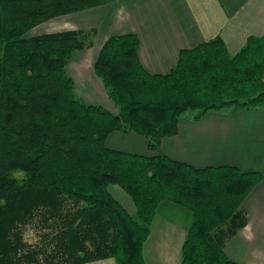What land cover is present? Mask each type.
Instances as JSON below:
<instances>
[{
    "label": "trees",
    "instance_id": "16d2710c",
    "mask_svg": "<svg viewBox=\"0 0 264 264\" xmlns=\"http://www.w3.org/2000/svg\"><path fill=\"white\" fill-rule=\"evenodd\" d=\"M111 1L0 0V264H144L143 243L162 203L191 217L181 264H239L223 248L247 224L241 203L261 174L194 168L110 149L105 140L135 133L154 151L188 110L198 121L209 111L264 105V34L247 37L233 55L220 37L182 49L166 74L142 67L134 34L110 36L93 72L113 115L82 101L67 73L72 54L93 45V29L26 36L51 18ZM110 185L132 200L134 215Z\"/></svg>",
    "mask_w": 264,
    "mask_h": 264
},
{
    "label": "crops",
    "instance_id": "0c3cea01",
    "mask_svg": "<svg viewBox=\"0 0 264 264\" xmlns=\"http://www.w3.org/2000/svg\"><path fill=\"white\" fill-rule=\"evenodd\" d=\"M96 32L93 45L74 52L67 64L78 97L113 115L118 110L108 98L93 64L103 43L113 35L134 34L138 57L150 74H166L177 63L179 51L220 37L235 54L249 36L264 34V0H112L58 17L33 27L27 37L53 32ZM179 118L177 134L165 137L150 151L147 140L135 133H110L105 145L130 154L161 155L194 168L229 166L261 174L260 182L241 203L247 224L226 242L223 251L239 264H264V105L254 109L209 111L197 122ZM163 203L160 207H173Z\"/></svg>",
    "mask_w": 264,
    "mask_h": 264
},
{
    "label": "rangeland",
    "instance_id": "374dc122",
    "mask_svg": "<svg viewBox=\"0 0 264 264\" xmlns=\"http://www.w3.org/2000/svg\"><path fill=\"white\" fill-rule=\"evenodd\" d=\"M222 110L233 109L228 108ZM183 114L185 116H194V112L190 110ZM191 121L197 122L192 117ZM14 176L19 178L21 177V174L15 173ZM108 190L130 215H134L135 206L133 205L132 200L118 186L110 185L108 186ZM190 223L191 217L189 213L180 207L175 205L168 208L160 207L151 222L149 235L143 243L142 254L144 264H181L180 248L184 240L187 227ZM24 237L28 242H34L35 240L32 230H26ZM87 264H114V260L107 259Z\"/></svg>",
    "mask_w": 264,
    "mask_h": 264
}]
</instances>
